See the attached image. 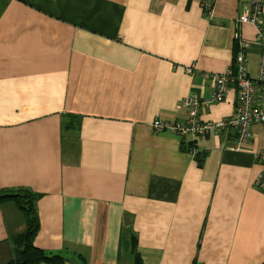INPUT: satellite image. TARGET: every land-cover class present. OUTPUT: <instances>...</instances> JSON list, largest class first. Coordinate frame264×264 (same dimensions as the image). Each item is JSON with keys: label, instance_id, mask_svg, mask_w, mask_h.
<instances>
[{"label": "crops", "instance_id": "obj_1", "mask_svg": "<svg viewBox=\"0 0 264 264\" xmlns=\"http://www.w3.org/2000/svg\"><path fill=\"white\" fill-rule=\"evenodd\" d=\"M203 1L0 0V189L41 193L35 246L64 264H133V234L143 264H264L261 127L239 151L229 131L151 128L185 121L186 95H211L205 73L231 65L239 39L257 73L262 46L236 20L244 0H209V13ZM226 95L200 117H231L236 89ZM64 113L82 117L74 141ZM24 229L1 204L0 264Z\"/></svg>", "mask_w": 264, "mask_h": 264}, {"label": "built area", "instance_id": "obj_2", "mask_svg": "<svg viewBox=\"0 0 264 264\" xmlns=\"http://www.w3.org/2000/svg\"><path fill=\"white\" fill-rule=\"evenodd\" d=\"M201 5L204 11L208 13L211 11V1H203ZM241 7L242 11L237 16V22L251 24L255 28L256 39L262 46L257 77H251L247 69L246 51L249 43L239 39V47L235 50L233 58V64L238 68L237 74H233L229 68L222 73H205V77H211L214 80V90L211 95L202 99L195 94L186 95L181 99V105L187 111L185 121H170L162 124L160 120L155 119L152 124L156 130L161 129L163 125L179 136H196L210 132L218 134L223 130L231 129L230 148L239 151L249 148L254 125H261L264 128V0H244ZM192 70L187 68L188 72ZM231 83L237 86L233 115L216 121L202 120L199 107L202 104L210 106L223 100L225 89ZM253 152L257 162L264 164V148L253 150ZM191 153L194 154L192 151ZM257 184L264 185V172L259 174Z\"/></svg>", "mask_w": 264, "mask_h": 264}, {"label": "trees", "instance_id": "obj_3", "mask_svg": "<svg viewBox=\"0 0 264 264\" xmlns=\"http://www.w3.org/2000/svg\"><path fill=\"white\" fill-rule=\"evenodd\" d=\"M231 86L234 87L237 91L236 84L231 83L228 87ZM228 87L225 89V96L223 100L213 105H216L226 99ZM81 124V116L73 113H64L62 119V132L64 139L67 138L68 140L74 141L77 138L78 130L81 128ZM190 143L191 142H189L188 144L183 143V148L187 150V147ZM197 156L200 155L197 154ZM201 160L202 159L199 158L198 164L200 166H202ZM40 197L41 193L34 192L29 188L19 187L0 189V205L9 201L13 202L15 206L22 212L25 221L24 231L12 235L10 238V242L13 246L14 257L10 259L7 264H41L42 262L51 264L65 263V258L63 256H51L45 250L35 246V237L40 229L39 213L37 208V201ZM131 255L133 258V264H143V259L137 249V238L134 234L132 235ZM78 257L84 259V256L82 255H79ZM192 264L199 263L197 262V260H194Z\"/></svg>", "mask_w": 264, "mask_h": 264}, {"label": "rangeland", "instance_id": "obj_4", "mask_svg": "<svg viewBox=\"0 0 264 264\" xmlns=\"http://www.w3.org/2000/svg\"><path fill=\"white\" fill-rule=\"evenodd\" d=\"M254 29H255V28H254ZM255 32H256V31H255ZM255 34H256V33H255ZM238 47H239V41H237V43L235 44L234 49L236 50ZM261 57H262V54L260 53V57H259V60H258V66H257V73H256V75L254 76V78H256L257 75H258V73H259L260 63H261ZM254 60H257V59H254ZM227 68H229L233 74H235V75L237 74L238 68L233 64V62H232L231 65H229ZM247 69H248V67H247ZM251 69H253V67H251ZM248 73H249V71H248ZM222 119H223V118H222ZM158 120H160V119H158ZM206 120H207V119H206ZM208 120L216 121V120H219V119H208ZM160 121L162 122V124H163L164 122H170L169 120H160ZM152 122H153V121H152ZM152 122H151V128H152V130H153L154 133H169V134H175L174 132H172L170 129L164 127L163 125H161V129L156 130V128L153 126ZM254 126H256V125H254ZM254 126H253V127H254ZM257 126H260L262 130L258 127V131H257V132L253 131V132H254L255 134L258 133L259 142H260V143H263V141H264V128H263L261 125H257ZM253 127H252V128H253ZM224 131H225V132H226V131L231 132L232 130H231V129H226V130H223V131H221V132H224ZM262 131H263V132H262ZM194 149H195V144H194L193 142H191V143L188 145L187 150H188L189 152L192 151V152H194L195 154H197L198 152H195ZM65 151H66V152H69V151H70V146H69V143H68V142L65 143ZM198 154L201 155V153H198Z\"/></svg>", "mask_w": 264, "mask_h": 264}]
</instances>
